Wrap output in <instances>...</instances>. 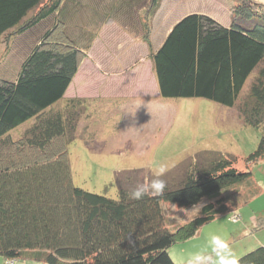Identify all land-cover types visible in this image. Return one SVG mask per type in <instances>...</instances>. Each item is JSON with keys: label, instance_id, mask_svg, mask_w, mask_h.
I'll return each instance as SVG.
<instances>
[{"label": "trees", "instance_id": "obj_1", "mask_svg": "<svg viewBox=\"0 0 264 264\" xmlns=\"http://www.w3.org/2000/svg\"><path fill=\"white\" fill-rule=\"evenodd\" d=\"M83 1L0 0L4 55L16 36L38 22L53 20L25 52L17 79L0 77V254L12 262L30 258L50 264H177L168 247L227 210L225 192L251 171L220 155L192 164L177 183L160 177L166 183L164 192L140 200L131 199L129 193L154 178L140 176L139 169L116 172L117 196L75 184L67 145L77 134L79 114L87 123L95 101L65 96L84 58L73 33L83 37L93 30L94 35L109 18L122 19L119 23L133 31L134 24H140L148 35L139 37L149 47L159 95L202 96L237 105L244 122L260 126L264 125V4L235 0L232 17L240 15L243 21L233 17L229 24L203 11L187 12L154 46L150 20L162 0H90L86 21L76 19ZM101 3L106 6L99 9ZM63 4L65 13L59 8ZM75 13L81 24L77 21L79 28L71 31L69 20ZM56 28L62 29L65 39L62 46L53 47L47 38ZM62 98L65 105L57 109ZM30 118L34 121L21 135L9 132ZM262 156L264 134L248 158ZM205 197L209 200L198 214L175 227L168 223L163 200L191 205ZM238 258L240 264H264V244Z\"/></svg>", "mask_w": 264, "mask_h": 264}, {"label": "rangeland", "instance_id": "obj_2", "mask_svg": "<svg viewBox=\"0 0 264 264\" xmlns=\"http://www.w3.org/2000/svg\"><path fill=\"white\" fill-rule=\"evenodd\" d=\"M234 1L162 0L150 20V38L154 46L159 45L173 24L190 11H203L224 24L232 22L233 17L243 21L240 15L232 17ZM254 1L257 5L264 4V0ZM92 2L83 1L85 5L78 7L77 18L76 13L71 15V31L79 28L76 25L80 20L76 19L86 21V12L90 10L88 3ZM105 6L101 3L99 9ZM52 21L38 22L27 33L16 36L11 41L9 51L3 45L8 53L4 55L5 51L0 52V77L17 79L25 52L34 44L37 35L49 29ZM106 21L94 35L93 30H85L88 33L83 37L77 32L73 33L75 38L83 41L80 45L84 50L81 51L84 64L91 63L88 57L93 62L92 77L85 79V92L90 95L107 84L114 93L111 95L125 92V88L130 95L96 99L88 111L91 114L87 123L79 114L77 134L67 145L73 182L89 190L117 196V171L139 169L140 176L155 178V168L165 164L168 171L161 178L177 183L192 164L226 155L233 158L238 168L251 171V175L225 192L229 198L227 210L205 222L192 236L173 242L168 250L177 264H186L193 253L210 251L208 242L212 235L226 239L237 256L264 244V156L256 160L248 158L264 134V125L244 122L237 105L227 106L202 96L159 95L156 75L147 56L149 47L139 37L146 34L143 26L134 24L136 29L133 31L132 26L122 28L124 25L119 23L122 19L109 18ZM64 39L62 29L56 28L47 38V44L62 46ZM76 44L79 45L78 41ZM95 61L102 64L99 69ZM135 63L137 66L134 68ZM107 77L112 78L110 84ZM85 80H82V84ZM64 99L56 103L57 109L65 105ZM121 105L127 107L122 110ZM33 121L30 118L9 132L18 137ZM208 200L205 197L191 205L163 200L162 205L168 223L175 227L198 214L201 205ZM233 216L236 222H232ZM0 264L50 263L30 258L12 262L0 254Z\"/></svg>", "mask_w": 264, "mask_h": 264}, {"label": "clouds", "instance_id": "obj_3", "mask_svg": "<svg viewBox=\"0 0 264 264\" xmlns=\"http://www.w3.org/2000/svg\"><path fill=\"white\" fill-rule=\"evenodd\" d=\"M127 105H121V109L124 110ZM130 114V113H129ZM131 115V114H130ZM168 171V167L165 164H160L154 170L155 178L146 185H138L129 193V196L133 200H140L145 195L151 193L153 196L161 195L165 188L166 183L160 177ZM232 222H236L235 216L232 218ZM209 250H202L193 253L186 261V264H240L238 256L231 249L229 242L220 235H212L208 242Z\"/></svg>", "mask_w": 264, "mask_h": 264}, {"label": "crops", "instance_id": "obj_4", "mask_svg": "<svg viewBox=\"0 0 264 264\" xmlns=\"http://www.w3.org/2000/svg\"><path fill=\"white\" fill-rule=\"evenodd\" d=\"M64 2V1H63ZM63 8V12L65 13V4H63L61 6ZM141 11L143 10H140L138 13L141 15L143 13H141ZM156 14V13H155ZM148 17V16H147ZM65 22V21H64ZM107 22V21H105ZM113 22V21H112ZM105 24V23H104ZM117 24V23H116ZM103 25V23L101 24ZM100 25V27L102 28V26ZM114 27V26H113ZM122 28L126 29L125 26H122ZM100 30V29H99ZM165 37V36H164ZM163 37V38H164ZM80 43L81 45L83 44V41L80 40ZM87 58V57H86ZM88 60L91 61L90 64L86 65L84 64L85 62V58L82 60L80 66H79V69L78 71L76 72V74L74 75L71 83L69 84L67 90L65 91V96H69V97H75V96H87L88 94L85 92L86 91V80H89L92 76H91V73H92V70L94 69V67L92 66L93 65V62L92 60L90 59V57L87 58ZM96 62V61H95ZM151 62V61H150ZM97 65H98V69L100 68L99 65H102L100 62H96ZM134 63V62H133ZM137 66V64H133V67L135 68ZM131 67V66H129ZM85 76V78L83 77ZM155 78V77H154ZM108 80V84H110L111 79H109V77L106 78ZM82 80H85V82L82 84ZM102 84V83H101ZM103 85V84H102ZM110 86H108L107 84H105L102 88L96 90L94 93H91L90 95H92V97L90 95V97L88 98H91L92 100H100V98L102 99H116V98H122L123 96H127V95H130L127 94L128 93V90H126L125 88V92H120V93H117V95H111V94H114L112 93L111 89L112 88H109ZM103 92H106V93H109V94H103ZM134 94H136L135 92H132ZM87 94V95H86ZM150 97V96H149Z\"/></svg>", "mask_w": 264, "mask_h": 264}]
</instances>
